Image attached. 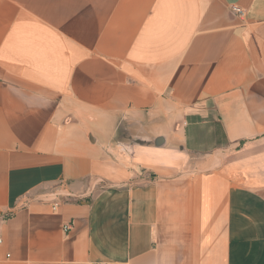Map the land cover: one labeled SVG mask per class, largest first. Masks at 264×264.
Listing matches in <instances>:
<instances>
[{"label": "crops", "instance_id": "crops-1", "mask_svg": "<svg viewBox=\"0 0 264 264\" xmlns=\"http://www.w3.org/2000/svg\"><path fill=\"white\" fill-rule=\"evenodd\" d=\"M0 239V264H264V0H0Z\"/></svg>", "mask_w": 264, "mask_h": 264}, {"label": "built area", "instance_id": "built-area-1", "mask_svg": "<svg viewBox=\"0 0 264 264\" xmlns=\"http://www.w3.org/2000/svg\"><path fill=\"white\" fill-rule=\"evenodd\" d=\"M234 9L241 15L245 14V11L239 7H235ZM68 195L69 194H66V188L64 187L63 193L59 191L50 192L46 194V196L44 197L45 198L44 200H46L47 202L51 204L53 210H56L59 208L60 204H62L65 201L64 196H68ZM70 228H71L70 224L65 225L66 231L69 230ZM0 243H2V239H0Z\"/></svg>", "mask_w": 264, "mask_h": 264}, {"label": "trees", "instance_id": "trees-1", "mask_svg": "<svg viewBox=\"0 0 264 264\" xmlns=\"http://www.w3.org/2000/svg\"><path fill=\"white\" fill-rule=\"evenodd\" d=\"M133 133H134L133 130L128 128L127 124L122 123L119 127L118 139L124 140L127 138H131V135Z\"/></svg>", "mask_w": 264, "mask_h": 264}]
</instances>
